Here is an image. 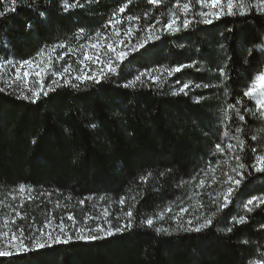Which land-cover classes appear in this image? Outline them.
I'll return each instance as SVG.
<instances>
[{"label": "trees", "instance_id": "obj_1", "mask_svg": "<svg viewBox=\"0 0 264 264\" xmlns=\"http://www.w3.org/2000/svg\"><path fill=\"white\" fill-rule=\"evenodd\" d=\"M64 2L76 0H17L15 11L0 17L2 76L20 61L47 65L52 56L45 85L51 82L53 71L63 72L69 64L74 77L83 57L85 35L108 33L105 25L125 3L128 7L121 16H140L141 30L157 19L161 25L166 23L170 10L179 14L176 0H164L161 5L147 0H79L84 7L67 11ZM248 2L255 5L257 0ZM6 7H12L11 0H0V11ZM257 11L225 15L211 25L197 24L175 35L162 33L160 39L131 53L117 74L100 83L73 80L79 87H57L36 103L20 98L0 81V88L5 89L0 91V230L6 218L17 219L18 224L43 225L54 216L57 222L64 217L71 224L68 214L78 222L91 214L96 219L89 220L90 227L107 228L106 220L117 227L128 222L127 211L133 213V227L123 233L13 253L0 257V264H251L264 257V205L256 208L254 202L252 213L243 207L253 196L264 197V172L252 167L255 157L264 155V119L251 116L255 104L243 96L264 68V15ZM81 28L85 32L78 39ZM62 42L74 51L58 60L68 48L50 49ZM193 62L195 67L182 68L171 77L159 71ZM221 67L231 70L227 79L220 76ZM92 68L98 71L99 67ZM147 70L160 72L163 82L153 83L142 76L143 83L124 86ZM58 82L63 85L62 80ZM185 82L210 87L173 95ZM237 99L243 101L238 107L244 121L227 108ZM226 112L231 121L225 118ZM237 127L242 131H236ZM254 135L255 140L251 139ZM229 137L244 139L245 151L241 153L238 146L227 150ZM230 142L237 144L236 139ZM217 144L225 148L223 154L216 152ZM236 155L243 156L246 169L241 170L244 179L232 203L209 228L199 233L184 231L181 225L188 227L187 220L192 219L195 226L197 216H211L223 203L229 186L224 174L239 179L232 172ZM201 179L204 187L198 186ZM21 184L34 189L33 199L16 192ZM182 208L188 211L181 220L173 219ZM105 210L110 215L105 216ZM16 211L27 218L19 220ZM241 215L248 217L247 222L236 224L232 217ZM148 218L154 219L151 228L144 223ZM228 227L233 228L231 233ZM155 228L170 234L157 233Z\"/></svg>", "mask_w": 264, "mask_h": 264}, {"label": "snow or ice", "instance_id": "obj_2", "mask_svg": "<svg viewBox=\"0 0 264 264\" xmlns=\"http://www.w3.org/2000/svg\"><path fill=\"white\" fill-rule=\"evenodd\" d=\"M17 0H11L12 7H6L4 11H0V17H3L7 14L8 11H15ZM131 3V0H128ZM149 4L153 5H161L164 0H147ZM195 4L198 5V8L193 7L192 0H176L175 8L179 9V15L170 10V15L167 20V23L161 25V21L157 19L154 24L147 25L144 29L148 34L141 39L137 44L131 45L130 40L133 34V31H140V24L139 21L141 19L138 15H128L126 20L129 22L128 28L126 31L117 27V25L123 22L120 19V14L125 12V9L128 7V3H125L121 6L116 12L113 13V19L109 20L108 24L105 25L107 28L109 25L112 26V34L109 36L108 34H102L98 31L95 33L94 37L88 38L87 47L85 48L84 45H81L82 48H85L83 52L82 60L79 61V70L77 71L76 75L73 77L71 76L72 67L71 64L64 67L63 72H52V80L49 84L45 85V78L48 75V70L52 67V60L53 57H48V64L44 65L42 62L37 63L33 60H23L19 62V67L16 69L15 79L10 82H5L6 88H12L13 85L19 88L21 84H28L26 91L21 90L19 93V97L24 100H29L32 103H36L41 96L47 97L49 92H54L57 87L61 86H72V87H79V84H74L72 81H79L84 83L86 81H91L94 83H100L102 79H106L111 75L117 74L119 65L123 63V61L134 52H137L139 49L144 48L145 45L150 40H158L161 38V34H169L175 35L182 31H188L190 28H194L197 24H207L211 25L214 20H219L222 16H245L248 15L252 8H256L257 14L264 15V0H257L255 5H251L248 0H195ZM65 11L70 8L75 7H84L83 4L79 3V0H76V3H67L64 2L62 4ZM43 15V13H41ZM148 13H144V19H148ZM135 21V24L131 22ZM156 25H161L160 27H156ZM85 30L81 28L79 32L76 33L77 38L83 36ZM100 38V39H97ZM101 40L103 42H101ZM95 41V42H93ZM260 47V46H258ZM56 48H68L67 52H61L60 56L56 59L63 60L65 56L69 53L73 52L74 50L64 42L53 45L50 51H55ZM88 49H95L94 52H89ZM251 51V50H250ZM40 55H44L43 52ZM104 57H108L107 60ZM11 64L12 62L9 61ZM90 65H96L99 67V71H94ZM3 65L0 64V68ZM185 67H195V62L189 65H179L173 69H161L159 70L161 73H166L167 76L171 77L175 72H179L182 68ZM197 71H202V69L197 68ZM219 74L222 78L227 79L230 75L231 70L229 69L226 72L225 67L219 68ZM83 73V74H81ZM91 73V75H89ZM146 73H140L137 75L132 81L128 84H125V87H135L137 82H141V77L145 76ZM148 79L151 80L153 83H162L160 75H151L147 73ZM35 77V84H31V78ZM2 79V77H0ZM62 80L63 85H61L58 81ZM175 83L179 84L180 81L177 80ZM210 85L208 83H189L185 82L182 86L177 89L173 90V95L184 94L188 95V91L192 88L200 89V88H208ZM4 88H0V91H4ZM243 96L247 97L249 101L254 102L255 104V111H251L252 117H259L264 119V71L258 73L247 87V89L243 92ZM201 97H198L196 102H201ZM238 105L243 106V101L237 99L236 102L229 103L227 108L229 111L234 112L235 116L239 119V121H244L245 116L241 114L240 107ZM245 111H250L249 109L245 108ZM225 118L229 121L232 120V117L225 113ZM91 127L95 128L96 125L92 124ZM67 132L68 129H65ZM236 131H242L241 128L237 127ZM227 136V133H225ZM229 142L226 144L227 150L231 151L234 147L238 146L241 153L245 151V140L240 139L239 137H229ZM231 139H236L237 144L234 145L231 143ZM251 139L255 140L257 137L254 135ZM35 142V141H34ZM216 152L223 154L225 152V148L221 146V144H217ZM253 153L256 152L255 148L251 149ZM242 155H236V166L232 168V172L239 177V179H234L232 175L225 173L226 176V183L229 184L226 193L223 197V203L220 204L217 208L216 212H213L211 216L201 218L197 216L195 226H193V220L189 219L186 221L188 227L182 229L187 232H201L210 226L213 225L214 220L216 219L219 212H221L224 208L228 207L230 203H232V196L241 184V181L244 179V173L241 170L246 169V164L243 162ZM256 163L252 165L256 172H264V155H258L255 157ZM227 163V161H225ZM209 170L215 172V169L209 166ZM206 174V173H205ZM149 175H151L149 173ZM143 179V178H142ZM213 182L216 181V177L213 175L212 178ZM205 181L201 179L199 181V187H204ZM210 186V185H209ZM34 189L30 185H19L16 192L21 196H27L28 200L33 199L30 195ZM49 196L51 193L48 194ZM13 200L17 199V195H13ZM101 200L104 197H100ZM215 202V201H213ZM255 202V207L259 208L261 205H264V197H257L253 196L251 199H248L243 207L248 213L253 212V205ZM81 204L84 203L83 200L80 201ZM120 205H123L125 201L121 199L119 201ZM60 205L57 203L56 207L58 208ZM203 207V205H201ZM15 211V210H14ZM171 211V208L168 209ZM188 211L187 208H182L180 210L179 216H174L173 219L180 221L181 217L184 213ZM16 217L23 221L27 217L25 214H21L19 211L15 213ZM105 216L110 215V213L105 210ZM125 215L129 218L126 224L121 226L113 227L110 220H106L105 223L108 224V227L105 228L100 224H96L94 227L88 226L89 220L96 219V217L92 216L91 214H87L82 222H78L75 219L73 214H68L66 219L70 221L71 224L65 223V218H59L57 222L54 216H50L43 225H36L33 223L29 224H22L17 223V219H4L3 220V229L0 230V241H3L4 248H0V257H8L13 255V251L10 249H14L16 254L21 252H27L33 249H43L46 246L51 247L53 244H67L70 241L81 240V241H96L105 239L107 237H111L117 233H123L127 230H130L133 227L131 222V217L133 213L131 211H127ZM159 218L163 219V213L159 214ZM119 219V217H116ZM232 220L236 224H243L246 223L248 217L245 215H241L238 218L232 217ZM144 223L148 227L154 226V219L148 218L144 221ZM261 227H264L262 225ZM69 229H75V235L69 231ZM58 230V231H57ZM157 233H168L167 229L164 228H155L154 229ZM228 233L233 231L232 227H228L226 229ZM56 232L55 235L53 233ZM170 234V233H168ZM28 241L29 243H26ZM251 264H264V257L258 258L255 261L251 262Z\"/></svg>", "mask_w": 264, "mask_h": 264}, {"label": "rangeland", "instance_id": "obj_3", "mask_svg": "<svg viewBox=\"0 0 264 264\" xmlns=\"http://www.w3.org/2000/svg\"><path fill=\"white\" fill-rule=\"evenodd\" d=\"M170 15V14H169ZM169 15H168V18H169ZM179 15V14H178ZM120 19H122L123 20V22L121 23V24H119V25H117V27H119L120 29H122V30H124V31H126L127 30V28H128V25H129V22L126 20V18H123L122 16H121V14H120V17H119ZM111 20L113 19V16H112V18H110ZM132 24H135L136 22L135 21H132L131 22ZM167 23V22H166ZM108 33H106V34H108L109 36H111V34H112V26L111 25H109L108 26ZM136 32H138V34L136 33ZM96 33V32H95ZM95 33H88V34H86L85 35V43H84V46H85V48L87 47V43H88V38L89 37H94L95 36ZM101 34H102V36H103V34H105V33H102V32H100ZM148 33L146 32V31H144V29L143 30H141V28H140V31H136V30H134L133 31V34H132V36H131V40H130V44L131 45H135V44H137L141 39H143L146 35H147ZM97 39H100V38H97ZM93 42H95V41H93ZM101 42H103L102 40H101ZM85 48H84V51H85ZM263 49H264V44H263V47H262ZM89 50V52H90V54H91V52H94L95 51V49H88ZM104 59L105 60H107L108 59V57H104ZM91 67H94L95 65H90ZM17 67H19V63H16L11 69H10V71H9V73H7V74H5L4 76H2L3 74H2V70H1V68H0V77H2V79H0V81H2L3 83H5V82H10V81H12V80H14L15 79V73H16V69H17ZM93 70H95V69H93ZM100 69L98 68V71H99ZM97 71V72H98ZM262 71H264V68H263V70ZM146 78H148V76H147V73H150L151 75H153V76H155V75H159L160 74V72H158V71H156V70H147L146 72ZM33 80L35 81V78L34 77H32L31 78V81H30V83L32 84V82H33ZM27 86H28V84L26 83V84H21L20 85V87L19 88H17V87H15V85H13V87H12V89H14L18 94L20 93V91L21 90H25L26 91V89H27ZM73 231H74V233H75V229H72ZM56 233L54 232L53 233V235H55ZM4 243H3V241H0V248H4ZM10 250H12L13 251V253H15V250L14 249H10Z\"/></svg>", "mask_w": 264, "mask_h": 264}]
</instances>
